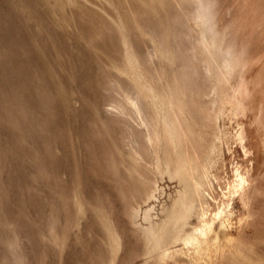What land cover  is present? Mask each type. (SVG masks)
Wrapping results in <instances>:
<instances>
[{
  "label": "rangeland",
  "instance_id": "1",
  "mask_svg": "<svg viewBox=\"0 0 264 264\" xmlns=\"http://www.w3.org/2000/svg\"><path fill=\"white\" fill-rule=\"evenodd\" d=\"M130 1L125 0L126 7L135 12V24L140 28L134 30L135 33L125 28L122 11L109 0H62L61 3L57 0H0V217L4 219L0 222L6 220L14 225L13 229L16 226L14 230L19 234L26 264L108 262L110 251L96 215L97 208L107 217L120 241L115 264H123L131 255L130 264H144L146 260L138 254L142 245L138 233L141 216L131 220L125 213L129 200L127 191H132L133 179L122 175L118 189L123 190L124 196H120L114 181L104 176L103 159H100L104 155L103 143L92 137L93 125L107 117L104 112H97L96 106L111 107L110 96L104 90L106 82L128 84L122 68L126 54H136L133 58L138 60L139 53L143 56L151 52L149 28L159 17L174 16L178 8L174 4L161 6L160 15L152 16L153 19L140 10L143 0ZM214 1L216 26L229 33V39L246 58L252 91L248 100L249 114L259 117L257 127L246 117L239 119L248 128L250 162L232 139V151L224 149L226 166L220 172L226 181L232 177L236 162L254 163L258 185L261 182L262 187L259 185L257 208L250 215L235 199L230 220L234 239L231 242L219 239L209 251H204L200 261L201 264H264V130H261L264 123V0ZM192 7L191 3L185 5L184 12L189 13ZM101 30L104 33L99 36ZM138 69L143 71L142 65ZM219 126L233 135L238 121L225 116L219 120ZM85 160L89 163L84 164ZM73 172L78 176L75 181H72ZM38 173L41 178L35 177ZM57 175L60 180L56 181ZM60 182L63 188L59 187ZM77 183L78 199L86 209L81 216L76 215L73 196L69 195ZM158 185L167 193L173 191L177 183L165 176ZM216 192L220 190L217 188ZM157 196L158 199L151 201L155 207L166 194ZM58 200L61 204L68 201L67 208L57 210ZM137 206L142 210L146 207L142 201ZM53 213L59 214L61 225L66 226L68 243L65 247L48 239V217ZM5 228L0 223L2 235ZM171 247L176 250L182 245ZM183 250L189 253L194 249L184 247ZM1 255L0 245V258ZM153 262L195 264L183 253L162 261L150 259L145 264Z\"/></svg>",
  "mask_w": 264,
  "mask_h": 264
},
{
  "label": "bare ground",
  "instance_id": "2",
  "mask_svg": "<svg viewBox=\"0 0 264 264\" xmlns=\"http://www.w3.org/2000/svg\"><path fill=\"white\" fill-rule=\"evenodd\" d=\"M109 1L122 11L125 28L132 33H135L134 30L138 31L135 12L127 9L125 0ZM143 2L140 10L151 17L160 15L161 6L174 4L178 10L172 17H156L155 24L149 26V40L153 44L151 52L143 56L139 53L137 57L140 61L133 58H136L133 51L131 53L134 56L129 52L126 54L122 68L127 75V86L116 81L106 82L104 90L110 96L111 107L96 106V111L104 112L107 117L100 123H94L95 133L92 137L94 135L97 141L103 143L104 155L100 159H103L104 176L114 181L115 189L119 188L122 175L133 179L134 187L132 191H127L129 200L125 213L131 220L141 216L138 233L142 245L138 254L146 257L144 264L150 259L162 261L180 253L186 254L195 264H201L204 251H209L219 239L222 238L225 242L234 239L230 233V220L234 213L235 199L241 202L248 215L257 208L256 197L261 191L262 183L259 182L260 186L258 185L254 163L243 165L236 162L232 170L233 178L226 181L220 172L226 166L224 149L232 151V139L250 162L248 128L245 122L239 121L240 117H246L255 124L259 120L258 115L251 117L249 114L248 100L252 94L248 79L249 68L243 51L229 39V33L220 31L216 26L214 0ZM190 3L193 5L192 10L185 13L184 7ZM103 33L101 30L98 35ZM155 57L158 62H154ZM139 65H142L143 71H139ZM258 99L262 101V98ZM225 116L238 121V129L233 135L219 126V120H223ZM261 130H264V123ZM259 132L260 130L258 134ZM262 144L264 148V139ZM72 155L75 157L74 152ZM95 160L100 162L99 159ZM85 163L88 164L89 161L85 160ZM165 176L177 183L176 188L167 193L160 190L158 185ZM35 177H40L39 173ZM77 177L75 172L72 181ZM57 179L60 180L59 175L56 176V181ZM58 184L63 188L61 182ZM77 188L78 183L69 195L73 196L71 201L76 215L81 216L86 209L78 199L80 191ZM217 188L220 192H216ZM117 192L124 196L123 190L118 189ZM60 193L61 198H64L63 193ZM159 193H165L166 198L155 207L151 201L158 199ZM140 201L146 206L143 210L137 206ZM68 204V201L61 204L58 200L56 209L63 210ZM96 211L110 251V260L102 264H115L120 241L112 231L107 217L98 208ZM0 220L4 219L0 217ZM0 223L6 227L7 232L6 235L0 232V264H26L19 234L14 230L16 226L13 229L14 225L6 223V220ZM48 223V239L65 247L68 237L65 233L66 226L60 223L59 214H51ZM176 244L182 247L172 250L171 246ZM184 247H192L194 250L187 253L183 250ZM129 258L123 257V264H130Z\"/></svg>",
  "mask_w": 264,
  "mask_h": 264
}]
</instances>
